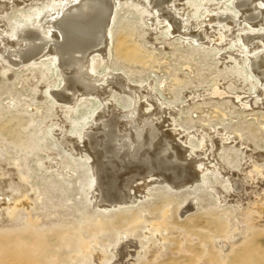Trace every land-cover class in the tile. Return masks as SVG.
<instances>
[{"label":"rangeland","instance_id":"rangeland-1","mask_svg":"<svg viewBox=\"0 0 264 264\" xmlns=\"http://www.w3.org/2000/svg\"><path fill=\"white\" fill-rule=\"evenodd\" d=\"M230 1L170 3L189 23L187 32L204 29L196 43L173 36L148 0H116L107 58L95 57L89 71L98 87L109 81L107 111L114 114L108 115L119 110L114 118L125 126L119 114L132 109L128 89L136 86L137 103L177 134L189 150L186 161L202 158V176L178 190L150 184L139 201L102 211L93 206L88 167L67 157L56 137L60 129L80 135L84 128L75 131L73 121L96 106L97 116L101 105L81 98L75 113L52 96L59 71L47 75L42 61L8 66L5 57L6 46L21 47L19 27L33 26L39 8L65 3L0 0V264H264V85L250 72V59L264 52V43L255 39L248 49L237 43L263 29L206 20L218 3L220 12L238 17ZM111 73L122 74L127 92L112 85ZM189 205L193 210L185 212Z\"/></svg>","mask_w":264,"mask_h":264},{"label":"bare ground","instance_id":"bare-ground-1","mask_svg":"<svg viewBox=\"0 0 264 264\" xmlns=\"http://www.w3.org/2000/svg\"><path fill=\"white\" fill-rule=\"evenodd\" d=\"M172 1L175 0H148V4L158 14L161 21L158 20L161 24H170L173 36L183 40L193 38L192 40L196 43L203 40L205 33L202 31L204 29L195 32L186 31L189 23L186 25L170 9ZM216 1L219 2L220 0ZM62 2L65 5L60 8H50L44 11L39 8L38 11L41 12V15L39 20L35 21L36 19H34V27L29 26V24L24 25L25 23L23 27H19L16 36L22 45L21 47L6 46L7 53L5 57L10 63L8 66L25 67L30 62L42 61L41 66L45 68L47 75L59 71L60 80L55 85L57 90L52 96L58 102L73 106L76 109L75 113L81 106L79 105L81 98L82 100H94L96 104L101 105L98 115L96 114L97 116L94 117L97 106L92 107L94 109L89 111H86L84 107L82 108L85 111L79 116H84L83 120L76 119L72 123V128L75 131L77 126L84 128L80 135L75 133L65 135L61 132V129L60 133L56 134L58 145L62 146V149L67 153L66 156L75 162L83 161L85 167H88L89 176H92L94 181L92 194L90 193L94 198V205H92L98 210H111L118 206H125L139 201L140 198L148 194L149 186L150 184L154 185L153 183L165 184L170 189L178 190L199 182L202 171L198 170V167L202 158L186 161L190 157L188 156V149L186 150V147L184 148L179 144L180 142L178 143L176 140L177 134L174 136L171 132L166 131L164 128L166 126L163 127L160 122H155L154 117H152L153 111L150 112L147 109L148 107L143 108L142 103H137L136 86H134L136 90L130 87L128 89L130 95L134 98V101L132 100L133 105L131 104L132 109L125 110L124 114L120 110L123 115H119L122 118H127L125 126L121 128L114 118L119 110L115 116L108 115L109 113L114 114L107 111L109 92H107L108 89L106 90V85L109 81L108 83L105 82L107 84L104 87H98V85L101 86V84H98L99 79L96 80L95 76L89 71H93V66L98 62L95 57L100 56L102 60H105L108 48L111 46L110 28H112L111 24L114 22L113 17L117 7L116 0H62ZM230 4H233V9L236 8L237 12L240 13L238 17L230 13L220 12L222 6L218 3L210 7L209 12L212 14H208L206 20L215 21L214 23H218L220 26L227 25L231 28L242 27L243 24H245L244 28H249L250 25L262 27L263 30L259 34L241 35L237 43L245 48H252L251 44L255 39L264 43V0H231ZM202 6L203 4L199 1L198 7L201 8ZM28 18L27 20H29ZM159 28H161L160 25ZM234 47L233 45L231 49H234ZM37 64L31 66L37 67ZM250 68V72L256 74L257 78L260 79V83L264 85V52L250 59ZM8 70V68H5V72ZM105 70L108 73V68ZM111 75H113V77H110L112 85L116 86L119 91L127 89L129 85L122 74L111 73ZM68 90L77 91L78 93L75 96H70ZM66 109L65 113H69L70 109L68 107ZM91 117L93 119L90 121ZM82 142L85 143L82 144L83 147L81 146ZM66 159L68 160V158ZM70 162L67 164L71 165ZM137 184L143 185L135 190ZM235 186L238 190L242 189L239 184ZM186 209L185 212L193 210L190 205ZM122 249L120 248L121 251ZM123 250L125 251V249ZM122 252L119 251L122 256H125L126 253Z\"/></svg>","mask_w":264,"mask_h":264}]
</instances>
